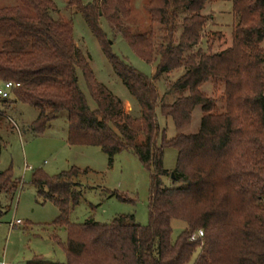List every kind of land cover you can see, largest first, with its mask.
Here are the masks:
<instances>
[{"label": "trees", "instance_id": "16d2710c", "mask_svg": "<svg viewBox=\"0 0 264 264\" xmlns=\"http://www.w3.org/2000/svg\"><path fill=\"white\" fill-rule=\"evenodd\" d=\"M23 1L34 14L20 5L0 6V84H20L10 97L0 98L4 108L0 128L13 103L37 109L30 126L37 135L66 111L69 145L100 147L110 166L121 151H133L143 165L154 168L146 225L133 215L110 222L89 218L72 223L70 213L81 197L78 178L89 168L72 166L54 176L35 171L31 183L38 197L59 208L52 224L67 231V260L45 262L36 256L27 264H264V0H231V46L209 53L199 46L210 19L202 11L211 0H148L150 20L163 31L159 45L153 28L130 30L132 0H68L82 13L114 72L138 102L139 116L126 112L122 99L97 80L89 59L76 45L73 23L55 16L54 0ZM181 12L187 15L179 21ZM104 19L113 34H121L144 60L157 62L153 78L111 51ZM181 68L184 73L168 81L161 96L155 80ZM80 74L95 108L81 88ZM208 82L223 85L220 98L201 89ZM176 93L181 95L166 101ZM198 105L202 106L199 130L167 139L157 109L182 130L191 124ZM141 134L145 138L138 144ZM167 147L178 153L172 173L178 185L165 186L161 181L169 174L163 166ZM19 184L11 168L0 172V196L14 197ZM112 195L125 199L117 192ZM3 214L0 201V217ZM173 220L184 223L176 239ZM199 230L204 235L192 241Z\"/></svg>", "mask_w": 264, "mask_h": 264}, {"label": "rangeland", "instance_id": "374dc122", "mask_svg": "<svg viewBox=\"0 0 264 264\" xmlns=\"http://www.w3.org/2000/svg\"><path fill=\"white\" fill-rule=\"evenodd\" d=\"M57 5L55 16L65 22L73 23V36L76 45L90 61V65L98 81L104 83L115 95L122 99L126 112L140 115V106L130 94L122 80L114 72L100 42L86 23L83 15L75 7L68 5V0H54ZM89 1V0H86ZM148 0H132V15L128 20L131 31L149 32L152 28L157 45L161 42L163 31L161 26L151 22L146 10ZM20 5L26 13L34 14V9L23 0H0V6ZM29 10H27V9ZM203 14L210 19L202 33L203 40L199 48L203 51L220 52L232 43L234 18L231 0H211L203 9ZM187 15L179 14V21ZM102 28L107 34L111 51L124 62L133 66L146 76L153 78L157 70V62L144 60L121 35H114L108 22L102 21ZM179 28L176 37H180ZM220 33L221 36H218ZM1 43V40H0ZM1 45V44H0ZM264 47V42H263ZM197 50V49H196ZM184 73L178 69L165 73L155 80L161 96L167 89L168 81H175ZM79 81L91 108L96 104L86 86L82 75ZM221 83L208 82L202 90L213 97L220 98L223 93ZM166 98L171 102L173 98ZM222 102L220 106L222 107ZM219 106V107H220ZM3 110L4 108L0 106ZM36 108L13 103L7 108L3 126L0 128V172L11 168L13 175L20 181L14 197L1 194L0 201L4 214L0 217V264H27L39 256L45 262H66L64 244L67 231L64 227H56L52 223L59 216L58 206L44 202L37 195L36 187L31 183L32 175L42 170L50 176L69 170L72 166L82 170L89 168L87 173L78 178L81 191L79 204L71 211L69 220L82 223L89 218L99 222H110L120 215H133L135 221L146 225L149 222V199L151 190V174L153 166L143 165L133 151L124 150L115 155L113 164L109 165V156L98 146H71L67 140V112H60L43 134L37 135L30 129L36 119ZM159 125L166 130L167 139L178 133H196L199 130L202 106L195 107L191 124L178 130L169 117H165L160 108L157 109ZM145 136L138 137L142 144ZM177 150L164 148L163 166L169 172L161 181L165 186L178 185L173 181L172 173L177 164ZM117 192L120 196H113ZM20 219L22 224L11 227L10 222ZM173 239L184 230V223L173 220ZM200 249L193 256L194 261Z\"/></svg>", "mask_w": 264, "mask_h": 264}, {"label": "built area", "instance_id": "2783aa9c", "mask_svg": "<svg viewBox=\"0 0 264 264\" xmlns=\"http://www.w3.org/2000/svg\"><path fill=\"white\" fill-rule=\"evenodd\" d=\"M20 84L19 83H14V82H11V81H7V82H3L0 84V98L1 99H5V98H8L11 96V90L14 88V87H17L19 86ZM19 224H22V221L20 219H17L16 221H12L10 222V226L13 228V227H16L17 225ZM204 235V232L203 230H199L197 232H195L192 236H191V240L192 241H195L197 239H199L200 237H202ZM4 264V263H2Z\"/></svg>", "mask_w": 264, "mask_h": 264}, {"label": "water", "instance_id": "95a60500", "mask_svg": "<svg viewBox=\"0 0 264 264\" xmlns=\"http://www.w3.org/2000/svg\"><path fill=\"white\" fill-rule=\"evenodd\" d=\"M172 177H173V174H172Z\"/></svg>", "mask_w": 264, "mask_h": 264}]
</instances>
